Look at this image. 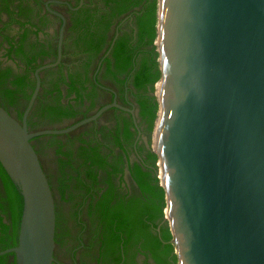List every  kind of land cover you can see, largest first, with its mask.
Wrapping results in <instances>:
<instances>
[{
    "label": "water",
    "instance_id": "95a60500",
    "mask_svg": "<svg viewBox=\"0 0 264 264\" xmlns=\"http://www.w3.org/2000/svg\"><path fill=\"white\" fill-rule=\"evenodd\" d=\"M158 18L155 147L180 264H264V0H160ZM37 82L22 121L0 105V164L23 202L0 256L15 264H55V198L33 140L110 108L30 132Z\"/></svg>",
    "mask_w": 264,
    "mask_h": 264
},
{
    "label": "flooded vegetation",
    "instance_id": "af4514ba",
    "mask_svg": "<svg viewBox=\"0 0 264 264\" xmlns=\"http://www.w3.org/2000/svg\"><path fill=\"white\" fill-rule=\"evenodd\" d=\"M139 10L114 18L104 46L96 53L91 39H99L81 34L88 26L104 33L97 20L108 12L104 0H0V72L10 71L0 81V102H12L11 115L23 120L38 79L40 90L27 118L30 132L68 130L110 106L72 132L33 140L59 217L55 264H160L155 239L164 248L174 245L170 256L157 251L174 264L175 237L164 239L167 231L174 236L169 206L164 216L154 221L145 216L144 228L138 226L151 204L142 194L139 172L165 187L161 161L149 158L158 155L156 126L153 134L148 132L132 78L112 76L106 62L112 61L122 32L136 43ZM8 90L11 99L5 94ZM69 105L71 116L57 107ZM50 107L56 111H48Z\"/></svg>",
    "mask_w": 264,
    "mask_h": 264
},
{
    "label": "trees",
    "instance_id": "16d2710c",
    "mask_svg": "<svg viewBox=\"0 0 264 264\" xmlns=\"http://www.w3.org/2000/svg\"><path fill=\"white\" fill-rule=\"evenodd\" d=\"M104 2L108 12H105L99 19H97L99 20L98 24L101 26L99 28L103 30L104 33H98L99 31L95 28L94 30L97 33L90 32L93 30L90 26H88L86 30H83L85 25H82L80 28V31L83 30L81 36H96L99 41L91 39L90 47L95 49L93 51L98 53L105 44L104 42L107 39L106 34L109 32L111 21L114 18H119L135 10L136 8H140V10L135 14L137 25L136 43H132V38L129 34L122 32V35L115 43L112 52V61L108 58L106 62L108 72L112 76L117 77L128 75L129 78H132L134 87L139 91V94L136 96L141 108V117L146 124L148 132L153 134L161 111L160 100L156 96V85L161 83L163 80L161 69V53L157 46L160 0H104ZM93 43L96 45L93 46ZM132 72L133 74L130 75ZM9 73V70L4 73L0 72V81L5 80ZM18 81L19 79L17 78L16 83H18ZM141 92H144V94ZM5 94L11 99V91L8 90L5 92ZM151 94L154 95L151 96ZM11 104L12 102H0V105L7 111H9L8 105ZM57 107L60 108L59 110H63L61 113H64L65 116L72 115V106L69 105L67 107ZM48 111L53 113L56 111V109L55 107H50ZM149 158L155 162L160 160V157L156 154L149 155ZM147 177H150L148 173L145 174L139 172L138 174V180L140 182L142 194L145 197L148 196L149 202L151 203L148 204L150 205L148 210L142 214V218H140L138 222V226L143 228L145 225L143 218L145 216L148 220L154 221L158 217L164 216V209L169 206L166 188L159 187L157 182L150 181ZM153 183L155 184L154 186H152ZM22 210V197L0 164V251H5L6 249L15 247L17 245ZM116 217L120 218L119 215H116ZM114 219L116 218L114 217ZM4 220H8L10 224L4 223ZM112 222L115 225H123L120 224L122 223L120 221L116 222L115 220H112ZM59 228V217L57 215V245L59 244ZM167 232L168 233L164 239H174V236L171 235V232ZM130 234H132V230H130ZM129 238H131V235ZM153 244L154 248L156 249L154 253L157 255L160 264H173L171 262H167L165 257H160L159 253L157 254V251L160 250L162 253L170 256L175 251L174 245H166L164 248V244L158 239L153 240ZM176 251L177 253L172 256V260L174 264H180V255L177 247ZM12 256V254L0 256V264H15L14 261H10Z\"/></svg>",
    "mask_w": 264,
    "mask_h": 264
},
{
    "label": "rangeland",
    "instance_id": "374dc122",
    "mask_svg": "<svg viewBox=\"0 0 264 264\" xmlns=\"http://www.w3.org/2000/svg\"><path fill=\"white\" fill-rule=\"evenodd\" d=\"M158 92V91H157Z\"/></svg>",
    "mask_w": 264,
    "mask_h": 264
}]
</instances>
